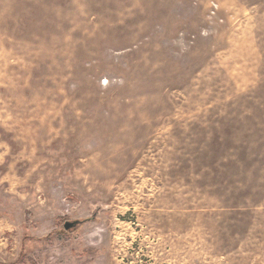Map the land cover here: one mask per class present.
Returning <instances> with one entry per match:
<instances>
[{"label":"rangeland","instance_id":"obj_1","mask_svg":"<svg viewBox=\"0 0 264 264\" xmlns=\"http://www.w3.org/2000/svg\"><path fill=\"white\" fill-rule=\"evenodd\" d=\"M0 264H264V0H0Z\"/></svg>","mask_w":264,"mask_h":264},{"label":"water","instance_id":"obj_2","mask_svg":"<svg viewBox=\"0 0 264 264\" xmlns=\"http://www.w3.org/2000/svg\"><path fill=\"white\" fill-rule=\"evenodd\" d=\"M79 223H80L79 220H76V221H66L64 227H65L66 230H70V229L76 227Z\"/></svg>","mask_w":264,"mask_h":264},{"label":"trees","instance_id":"obj_3","mask_svg":"<svg viewBox=\"0 0 264 264\" xmlns=\"http://www.w3.org/2000/svg\"><path fill=\"white\" fill-rule=\"evenodd\" d=\"M72 231V230H71Z\"/></svg>","mask_w":264,"mask_h":264}]
</instances>
